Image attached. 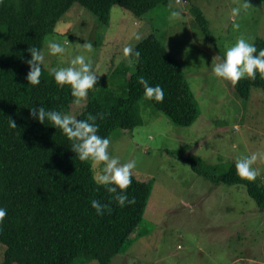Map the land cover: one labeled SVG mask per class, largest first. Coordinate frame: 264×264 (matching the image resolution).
Instances as JSON below:
<instances>
[{
    "label": "rangeland",
    "instance_id": "1",
    "mask_svg": "<svg viewBox=\"0 0 264 264\" xmlns=\"http://www.w3.org/2000/svg\"><path fill=\"white\" fill-rule=\"evenodd\" d=\"M239 3L167 0L144 17L114 6L108 24L75 4L43 42L42 68L68 67L76 55H84L91 60L97 82L102 81L89 93L114 88L120 95L119 84L107 77L128 64L122 54L127 43L136 46L153 33L181 66L195 98L198 118L189 127L172 123L144 98L139 104L143 125L112 132L110 155L121 164L135 161L132 175L152 182V191L131 245L111 264H264V209L244 186L216 185L213 180L241 156L264 153V91L252 89L245 101L238 97L235 85L212 72L226 47L240 35L251 43L264 40V0H248L250 8L239 18L240 29L234 30L231 8ZM194 7L207 19L215 46L204 38L191 12ZM173 11L180 15L173 17ZM132 31L140 33V41H129ZM49 40L61 43L66 52L50 55ZM88 42L93 45L91 52L81 47ZM87 101L88 97L71 104L65 114L77 118ZM188 159L198 160L210 177L198 175ZM252 167L259 173L255 181L264 185V160L258 158ZM4 252L0 246V264Z\"/></svg>",
    "mask_w": 264,
    "mask_h": 264
},
{
    "label": "trees",
    "instance_id": "2",
    "mask_svg": "<svg viewBox=\"0 0 264 264\" xmlns=\"http://www.w3.org/2000/svg\"><path fill=\"white\" fill-rule=\"evenodd\" d=\"M75 4L108 24L114 6L144 17L167 0H0V207L7 209L0 225V246L5 247L1 264H111L131 245V235L141 224L151 196L152 182H141L132 175L127 193L135 203L120 208L94 182L90 163L75 156L61 131L30 116L32 107L65 114L74 103L68 86L58 87L44 68L40 84H28L26 61L30 59L27 49H42L45 38L55 33L58 22ZM191 12L204 38L215 46L203 13L197 7ZM254 44L257 50L264 48L262 39ZM135 48L140 52L139 62L116 67L107 77L119 84L121 94L114 88L89 93L77 119L97 116L98 134L109 139L116 129L132 131L142 126L139 104L145 96L137 82L142 75L164 90L161 102L149 100L152 106L172 123L191 126L198 109L179 63L153 33ZM254 88L264 91V78L259 74L235 85L238 97L245 101ZM8 119L16 128L9 126ZM188 162L198 175L210 177L198 160ZM234 165L214 178V183L244 186L264 209V185L241 179ZM91 199L107 204L110 210L97 216Z\"/></svg>",
    "mask_w": 264,
    "mask_h": 264
},
{
    "label": "clouds",
    "instance_id": "3",
    "mask_svg": "<svg viewBox=\"0 0 264 264\" xmlns=\"http://www.w3.org/2000/svg\"><path fill=\"white\" fill-rule=\"evenodd\" d=\"M249 8L248 0H240L238 6L231 8L234 30L240 29L239 18ZM179 15L177 11L172 12L173 17ZM128 39L138 42L141 40V35L132 31ZM65 42L68 43V41ZM81 47L89 52L93 49L91 42ZM46 48L50 55L62 56L66 52L65 47L55 40H49ZM27 51L30 59L26 61L29 67L26 80L28 84L36 86L41 82L45 52L35 46L29 47ZM122 54L129 65L139 62L140 52L136 50L132 42L123 47ZM116 63H120V57H117ZM48 71L58 87L68 86L76 104H79L88 96L89 91L95 88L98 78L92 68L91 60L86 59L84 55H76L71 59L68 67H50ZM212 72L215 77L228 81L232 85H236L245 77L254 80L257 74L264 78V48L257 50L254 43L240 35L234 44L226 47L223 58L213 65ZM137 82L142 86L146 99L156 102L163 100L164 90L160 85H151L142 75L137 77ZM29 110L30 116L35 117L38 123L59 129L70 142V150L80 161L91 162L92 168L96 170L93 175L94 182L103 187L120 208L135 203V198L129 197L127 189L132 182V170L136 167V162L129 161L121 164L118 157L110 155V140L98 134L97 116L89 114L85 119H77L74 115L46 109L44 106L32 107ZM99 118L103 119V116L100 115ZM8 124L11 128H16L15 122L11 119H8ZM258 158L264 160V153L253 152L251 155L238 158L234 165L236 174L243 180H255L259 173L252 165ZM89 203L97 216H102L105 210H110L107 204L97 199H91ZM6 216L7 209L0 207V225L3 224Z\"/></svg>",
    "mask_w": 264,
    "mask_h": 264
}]
</instances>
